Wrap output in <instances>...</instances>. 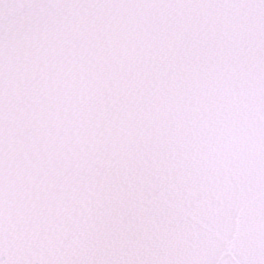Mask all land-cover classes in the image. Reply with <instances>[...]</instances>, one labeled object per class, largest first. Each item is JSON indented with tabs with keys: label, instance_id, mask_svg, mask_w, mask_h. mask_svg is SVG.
I'll list each match as a JSON object with an SVG mask.
<instances>
[{
	"label": "snow or ice",
	"instance_id": "snow-or-ice-1",
	"mask_svg": "<svg viewBox=\"0 0 264 264\" xmlns=\"http://www.w3.org/2000/svg\"><path fill=\"white\" fill-rule=\"evenodd\" d=\"M0 264H264V0H0Z\"/></svg>",
	"mask_w": 264,
	"mask_h": 264
}]
</instances>
